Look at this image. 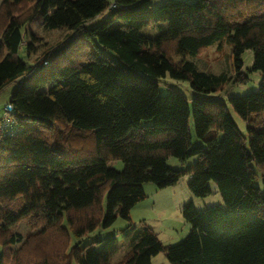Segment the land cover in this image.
Returning a JSON list of instances; mask_svg holds the SVG:
<instances>
[{"label": "trees", "instance_id": "obj_1", "mask_svg": "<svg viewBox=\"0 0 264 264\" xmlns=\"http://www.w3.org/2000/svg\"><path fill=\"white\" fill-rule=\"evenodd\" d=\"M0 1V93L14 84L8 103L16 127L0 138V264H110L125 245L117 264H152L159 252L170 264H264V123L255 120L264 113V0H165L157 7L149 0ZM106 10L103 21L87 24ZM37 22L66 31L38 66L18 54L25 38L26 56L39 39ZM150 23L166 27L152 38L142 33ZM222 40L232 47L237 71L250 50L252 70L261 75L255 91L227 102L211 94L228 78L198 71L187 59ZM90 43L118 60L91 52ZM166 73L187 80L196 94H161L157 80ZM228 106L245 122V133ZM89 134L94 154L73 152ZM169 156L196 162L174 169ZM114 160L122 161L121 170L108 166ZM184 174L195 196L208 194L213 181L223 204L185 203L190 229L182 241L165 247L151 229L129 224L100 250L81 245L117 215L129 221L130 209L145 198L144 182L162 188ZM25 219L44 233H61L68 249L62 261L38 257L36 247L9 254L7 245L32 239L11 231ZM26 255L34 259L23 262Z\"/></svg>", "mask_w": 264, "mask_h": 264}, {"label": "rangeland", "instance_id": "obj_2", "mask_svg": "<svg viewBox=\"0 0 264 264\" xmlns=\"http://www.w3.org/2000/svg\"><path fill=\"white\" fill-rule=\"evenodd\" d=\"M107 1L110 4L114 2V0ZM164 1L165 0H149L153 7L161 5ZM183 1L189 2L195 0ZM108 13V10L104 11L102 14L90 20L87 24L89 26H93L100 23L106 18ZM2 19L3 18H0V30L3 26ZM165 27V23H150L143 27L142 33L154 38ZM34 32L39 39L37 41H33L32 49L30 50L29 55L26 56L24 48L25 42L28 40L27 38L23 41L18 54L23 61H26L31 65L38 66L44 61V52L54 47L57 42L61 41L66 31L62 29L52 31L45 30L42 27L41 22H37L34 25ZM89 47L91 52H95L99 55L104 54L114 61L118 60L115 53L108 49H104L102 47L95 48L93 43H90ZM69 49L72 51L76 50L75 46H72ZM231 50V45L222 40L221 42H214L208 45L198 54L187 56V59L194 64L198 71L213 75H224L228 78V80L221 87L211 94V96L222 99L225 102L228 101L230 96H242L251 91H255L261 79L260 72L252 70V53L250 50H245L241 55L240 59L242 63L239 71L235 68L234 57L232 56ZM174 60L177 61L178 58L175 57ZM80 62H85L84 58H80ZM242 74L247 77L245 82L234 81L236 77L240 79ZM157 81L159 85V92L161 94H166L170 90H176L188 99L196 94L195 90L192 89L187 80L174 79L168 73H166L164 77L159 78ZM13 88L14 84H10L0 93V115L3 113V108L6 102H8V97ZM46 88L47 86L43 87V89ZM228 109L240 132L245 133V122L230 106H228ZM255 120L258 123H264V113L257 115ZM189 128L191 135L193 136L194 133L191 117L189 118ZM67 130L68 129H66V131ZM66 131L63 133L64 136H66ZM94 141V136L89 134L88 138L80 146L78 144L74 146L73 152H77L78 155L85 154L90 156L92 153L94 154ZM194 162H196L195 156L190 157L185 162H180L173 156H169L166 160L167 165L174 169H184ZM108 166L116 170H121L123 168V163L121 160H114L109 162ZM189 180L190 176L188 174H184L175 184L162 188L157 187L152 182H144L143 191L145 198L137 202L130 209V220L128 221L127 219L117 215L111 225L107 227L99 226L84 236L80 240L81 245L91 243L94 249L100 250L105 239L113 236H119L121 231L125 230L129 224L137 228L144 225L145 227L151 229L156 234L161 244L165 247L179 243L187 236L190 229V225L184 220L181 212V207L185 203L192 202L197 209H203L213 204H223L222 197L218 193L216 184L213 181L209 182L211 191L208 194L205 196H195L188 188ZM256 184L261 185L260 177L257 179ZM102 206L104 209V200ZM11 231L17 233L23 241L32 238L26 245L23 243L7 245L5 248L11 256L16 253L25 254V252L28 251V248L34 250V247H36L38 248V257H40V255H44L49 258L52 257L62 261L68 252V249H64V246L61 243L62 235L61 233H58V230L53 229L44 233V230L41 231L38 226L35 227L28 219H25L13 225ZM74 242L75 239L71 235L70 245ZM128 249L129 247L127 245L120 247L111 257L110 264H117L123 258ZM33 259L34 257L32 255H26L23 258V262ZM151 263L170 264L164 252H159L158 254L152 256ZM71 264L77 263L73 261Z\"/></svg>", "mask_w": 264, "mask_h": 264}, {"label": "built area", "instance_id": "obj_3", "mask_svg": "<svg viewBox=\"0 0 264 264\" xmlns=\"http://www.w3.org/2000/svg\"><path fill=\"white\" fill-rule=\"evenodd\" d=\"M11 110V104L7 102L3 108V113L0 115V138L12 136L15 133V121L11 115Z\"/></svg>", "mask_w": 264, "mask_h": 264}]
</instances>
